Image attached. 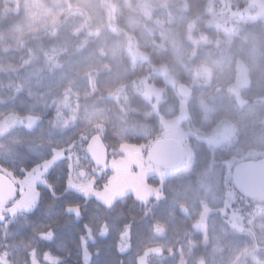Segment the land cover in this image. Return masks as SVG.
<instances>
[{
    "label": "rangeland",
    "instance_id": "rangeland-1",
    "mask_svg": "<svg viewBox=\"0 0 264 264\" xmlns=\"http://www.w3.org/2000/svg\"><path fill=\"white\" fill-rule=\"evenodd\" d=\"M6 1L10 6L0 20L7 19L9 29H0V42L10 37L17 45V54L24 57L17 74L24 70L25 83H31L30 78H34L41 84L49 74L63 76L61 81L66 77L71 79V70L75 68L80 74L59 90H47L35 101L42 111H54L48 122L47 139L27 138L17 130L20 125L34 130L40 122L35 115L15 114L11 120L5 116L0 120V170L6 171L17 183L18 192L29 185V177L17 175L19 165L56 154L53 170L59 173V178L65 179L69 188H81L107 206L119 198L125 202L129 195L144 202L154 199L156 206H160L161 199L167 200L165 191H168L183 202L182 209L190 226L205 234L203 242H208V231H205L209 225L222 224L228 234L251 229L264 244V197L248 200L237 192L229 174L242 159L256 158L264 162V95L255 96L256 103L248 104L245 99L248 93L234 92L231 81L233 68L236 77L243 78L240 82L246 83L251 80L248 66L262 65L264 0H249L243 7L238 6V0H204L203 13L185 25L182 34L166 19L172 18L173 13L177 15L184 0ZM98 24L104 25L103 29L97 27ZM12 26L13 34L9 32ZM242 35L250 36L246 45L256 63L241 57L236 61L230 59V53H234L231 47L240 50L246 46L242 44L237 48L229 44L234 37ZM202 51L211 55L222 52L225 57L214 61L201 56V63H196L195 57ZM88 52L91 53L87 57ZM89 58H93L91 63ZM143 61H148L149 65L146 74L136 68ZM82 63L86 68L104 65L107 74L102 77L104 70L95 71L92 76L89 69L79 70ZM106 66L110 67L106 69ZM114 66L119 67L117 72ZM213 66H219V77L211 87L208 82ZM60 70L67 73H58ZM114 74H117L114 87L106 88L108 77ZM184 81V88L196 89L192 96L184 97L177 92L176 88ZM72 83L74 85H70ZM20 86L24 89L22 83ZM99 90L108 91L99 96ZM10 94L0 93V96L7 100ZM196 96L203 105L209 131L205 130V125L199 126L192 112L191 102ZM106 100L114 101V107L105 109ZM228 109L229 114L225 115L224 110ZM73 128L72 137H75L68 145L51 140ZM95 131L102 133L107 145L111 143L108 140L125 141L127 133L143 134L147 140L154 136L180 138L186 142L187 163L165 170L149 159L143 145L124 142L120 147L112 144L107 164L96 166L82 154L80 147L81 141L89 140ZM247 131L253 134V143L241 145L238 140L241 137L245 140ZM58 147L65 152L55 153ZM198 151L203 152L205 163L201 158L192 159V153L195 157ZM4 163L9 167H4ZM176 178H182L186 191H182ZM172 179L178 184H172ZM69 211L75 213L76 220L80 218L78 209ZM216 225L214 235L218 234ZM1 227L7 237L9 229L17 231L24 225L13 219ZM96 238L97 233L87 229V234L81 237L82 243L75 249L85 264L95 260L89 246ZM43 243L47 248H42ZM32 244L28 264H61L63 244L53 231L32 238ZM158 248L142 254L139 264L163 262ZM257 249L237 252L232 264H264V252ZM0 264H13L7 249H0ZM181 264H189V260L182 258Z\"/></svg>",
    "mask_w": 264,
    "mask_h": 264
},
{
    "label": "trees",
    "instance_id": "trees-1",
    "mask_svg": "<svg viewBox=\"0 0 264 264\" xmlns=\"http://www.w3.org/2000/svg\"><path fill=\"white\" fill-rule=\"evenodd\" d=\"M247 1L249 0H238V6H247ZM254 4L258 5L257 3ZM7 6H10V4L6 0H0V19L6 14L5 9ZM205 7L206 3L204 0H184V6L177 12V15L174 16L173 13L172 18H167L166 20L170 21V24H174L177 27L175 28L176 31L182 34L185 32L184 26L199 17ZM8 14L10 15V12ZM0 22V29H9L7 19L0 20ZM97 27L103 29L104 25L98 24ZM204 30L207 34L212 35L207 28H204ZM9 32L11 34L14 33L13 26ZM0 33H2L1 30ZM6 38L7 40L5 38L2 40V44L0 42V87H2L0 93L3 96L7 95V92H11V94L10 99L6 98L7 100H2L0 96V120L4 116L11 120L12 115L15 114L18 116L35 115L39 118L40 122L34 130L25 129L21 125L18 126L20 128L17 130L23 132L27 138L36 137L39 139H47L49 137L48 122L54 116V111H42L38 103L35 105V101L41 99L47 90L55 88L59 90L62 86L68 85L70 80H74V77L80 75L77 73L78 68L71 70L73 72L71 79L66 77L61 81L63 76L49 74L48 79L42 81L41 84L34 78H30L33 81L27 84L24 81V70L21 69L19 74H17L18 67L22 65L24 57L17 54V45L13 44V39L10 37ZM249 38V35H242L239 38L236 36L229 44H232L233 47L236 45L239 48L242 44L243 46L248 44ZM239 40L242 41L240 42ZM233 50L234 53H230V59L232 58V61H236L238 57H241L245 60H250V63H256L254 62L256 58L251 56V49L248 45L240 50L231 47L230 51ZM90 53H86L87 57ZM261 53L262 65L260 67L256 66L255 68L248 66V71L251 73L250 75L248 74V77L251 78L249 82H240V79L243 78L236 77V69L233 68L235 73L233 74L234 77H231V81L235 86L234 92L240 90L239 93L241 95H247L248 93L249 97L247 95L245 98L246 101L248 99V104L256 103L255 96L262 97L264 95V53ZM191 55L195 56L197 54ZM201 56L214 61L222 60L225 57L222 52L211 55L202 51L195 57L196 59L194 58V61L201 63ZM87 57L84 61L87 60ZM91 59L93 58H89L90 63L92 61ZM85 65L82 63L79 70L89 69L92 72V76H94L95 71L104 70V65H90L88 68ZM109 67L106 66L105 68L108 69ZM114 68L116 71L119 67L114 66ZM136 68L141 74H146L149 69L148 61L141 62ZM212 69L210 81L208 82L212 84L211 87L216 85L218 80L219 66H213ZM63 71L65 70H60L58 73ZM113 73L114 71L111 72V74ZM101 74L104 77L107 74L106 70ZM109 77L107 82L109 84L105 87H111L112 89L115 85L113 83H115L117 74L110 75ZM18 81H20L19 84H16ZM21 83L24 85V89H21ZM241 83L245 85L243 86ZM42 84L43 86L41 87ZM184 84L185 81L179 85L184 86ZM70 85H74V83ZM176 90L178 92V87ZM107 91H100L99 96L106 95L105 93ZM195 91L196 89H188L187 96H192ZM199 99L196 96L191 102L192 112L195 114L194 117L199 126L203 128L205 125V130L209 131L210 124L205 121L204 113L202 112L203 105ZM246 101L244 100V102ZM105 102V109L114 107V101L106 100ZM262 104H264V100H262ZM224 111L225 115L229 114V109ZM213 116L215 118L218 114ZM74 130V128L68 129L62 134L51 137V140L59 144L68 145L69 140L75 137H72ZM215 131L217 133V129ZM94 134H99L107 142L102 133L95 131L91 136ZM246 134L248 136L245 140L242 137L238 140L241 141L239 142L241 145L253 143V134L252 136L249 135L248 131ZM124 139L125 141L123 142H118L116 139L108 140L111 143L108 142L109 144L107 146L111 150L112 144L119 146L124 142H131L143 145L144 149L147 148L148 152L150 145L159 138H155L154 136L147 140L143 134L136 135L134 133H127L124 135ZM151 140L153 142L150 144ZM88 144L89 140L86 141L83 139L80 147L82 154L90 159ZM204 149L203 147V151ZM60 151L65 152V149L58 147L55 153ZM191 157L192 159L201 158L202 162H206L203 152L198 151V155L195 157L192 153ZM255 159H242L236 165L243 161ZM56 161V154H54L46 156L44 159L29 161L25 165H19L17 175L21 178L29 177V185L23 191L21 189V192H18L14 201L0 204V249H7L9 251L13 264H28L27 255L33 246L32 238H39L40 234L49 231H53L63 244V252L61 254L63 260L61 264H85V260L77 254L75 249L82 243L81 237L87 234V229H91L97 233V238L89 246L91 252L95 254V260H93L92 264H139L138 258L153 247H159V255L163 261L157 264H181L182 258L188 259L189 264H232L237 252L245 253L246 251L249 252L257 248L262 253L264 252V250L259 249L263 248L264 244L260 242L257 235L255 236L251 229L243 232L232 231L228 234L227 230L222 227V224H214L218 230V234L216 235H214V225H209L205 231H208V242H203L205 234L198 232L190 226L189 218L182 209L183 202L178 200V196L176 199V196L170 194L168 191H165L167 200L161 199L160 206H156L157 203L154 199L144 202L136 199L133 195L127 196L125 202H122L119 198L111 206H107L95 195L87 194L81 188H69L66 180L60 179L59 173L53 170ZM184 163L186 164L187 162ZM3 166L9 167L6 163ZM232 170L229 173L231 181ZM0 171L12 179L6 171ZM176 179L179 180V187L181 186L182 191H186V184L182 183V178ZM176 179H172L171 183L178 184ZM96 182L98 183V181ZM15 184L18 187L17 183ZM247 199L252 200L255 198L247 197ZM150 206L152 207V212L149 211ZM72 208L79 210L80 218L78 220H76L75 213L69 211ZM153 208L155 209L153 210ZM252 209L253 206L250 210ZM13 219L19 220L24 227H20L17 231L13 228L9 229L10 234L6 237L4 235V229L1 226ZM205 243H207V246ZM42 248H47V245L43 243Z\"/></svg>",
    "mask_w": 264,
    "mask_h": 264
},
{
    "label": "water",
    "instance_id": "water-1",
    "mask_svg": "<svg viewBox=\"0 0 264 264\" xmlns=\"http://www.w3.org/2000/svg\"><path fill=\"white\" fill-rule=\"evenodd\" d=\"M180 94L186 96L188 90L183 85L178 87ZM88 154L97 166L108 162L109 150L104 139L94 134L89 141ZM149 159L163 169L180 167L187 156L184 143L174 137L160 138L153 143L148 151ZM85 174L84 171L81 172ZM233 185L245 197H264V164L258 161L239 163L232 172ZM17 195L15 183L0 171V204L12 201Z\"/></svg>",
    "mask_w": 264,
    "mask_h": 264
},
{
    "label": "flooded vegetation",
    "instance_id": "flooded-vegetation-1",
    "mask_svg": "<svg viewBox=\"0 0 264 264\" xmlns=\"http://www.w3.org/2000/svg\"><path fill=\"white\" fill-rule=\"evenodd\" d=\"M111 151V150H110Z\"/></svg>",
    "mask_w": 264,
    "mask_h": 264
}]
</instances>
